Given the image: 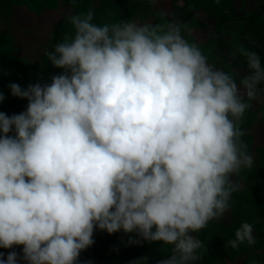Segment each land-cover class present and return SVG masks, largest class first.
<instances>
[{
	"label": "clouds",
	"instance_id": "clouds-1",
	"mask_svg": "<svg viewBox=\"0 0 264 264\" xmlns=\"http://www.w3.org/2000/svg\"><path fill=\"white\" fill-rule=\"evenodd\" d=\"M67 19L74 36L47 53L63 72L10 84L26 111L0 112V248L23 246L0 264H78L97 229L172 246L159 264H191L203 247L193 234L224 216L232 177L253 165L240 124L262 91L259 55L238 48L237 82L177 24ZM245 241L248 223L229 246Z\"/></svg>",
	"mask_w": 264,
	"mask_h": 264
},
{
	"label": "trees",
	"instance_id": "trees-1",
	"mask_svg": "<svg viewBox=\"0 0 264 264\" xmlns=\"http://www.w3.org/2000/svg\"><path fill=\"white\" fill-rule=\"evenodd\" d=\"M146 9L141 18L135 7L118 6L114 0H10L9 14L0 22V112L8 116L26 111L27 100L11 95L9 85L50 84L51 77L62 69L53 67L47 53L67 36H74L68 22L70 15L93 11L97 25L117 22L165 25L169 22L181 28L189 43L198 44L208 62L217 69L236 74L237 82L248 73L247 61L238 53L243 47L256 52L264 67V0H137ZM51 23H44L46 16ZM14 24V25H13ZM238 30H241L238 33ZM37 44H35V42ZM34 42V43H33ZM235 54V59L230 58ZM257 99L242 118L240 127L248 153L253 157L251 168H244L232 177L238 185L229 206L236 209L238 228L243 223L253 227L254 243L245 241L237 249L229 246L235 230L228 234L217 231L211 222L198 233L203 243L191 264H264V85L258 86ZM15 108L10 112V108ZM250 131V132H249ZM10 133L9 135H12ZM138 240L135 233L123 231L109 235L94 230V244L81 252L78 264H159L172 254V246L159 242L129 243ZM23 246L0 248L3 259L11 251L22 256ZM19 264H26L22 259Z\"/></svg>",
	"mask_w": 264,
	"mask_h": 264
},
{
	"label": "rangeland",
	"instance_id": "rangeland-1",
	"mask_svg": "<svg viewBox=\"0 0 264 264\" xmlns=\"http://www.w3.org/2000/svg\"><path fill=\"white\" fill-rule=\"evenodd\" d=\"M114 2L118 6L135 7L139 11V15L141 18H144L146 16V9L144 8V6L140 5L137 0H114ZM9 10H10V0H0V22L9 14ZM51 16H53V14L46 16L44 23H51ZM240 31L241 30H238V33H240ZM34 42L35 44H37L36 41ZM9 110L10 112H12L13 110H15V108L12 107ZM209 222L214 224L217 231L223 232V234H228L230 230H235L236 228H238L235 207L229 206L228 211L224 214L222 218L214 219Z\"/></svg>",
	"mask_w": 264,
	"mask_h": 264
}]
</instances>
